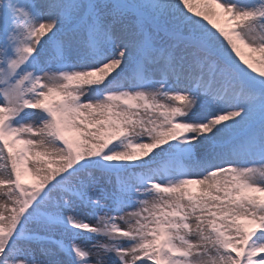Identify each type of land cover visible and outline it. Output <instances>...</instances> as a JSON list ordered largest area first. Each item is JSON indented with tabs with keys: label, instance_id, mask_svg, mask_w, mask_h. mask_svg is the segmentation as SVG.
Wrapping results in <instances>:
<instances>
[{
	"label": "snow or ice",
	"instance_id": "6c2138e0",
	"mask_svg": "<svg viewBox=\"0 0 264 264\" xmlns=\"http://www.w3.org/2000/svg\"><path fill=\"white\" fill-rule=\"evenodd\" d=\"M0 264H264V0H0Z\"/></svg>",
	"mask_w": 264,
	"mask_h": 264
},
{
	"label": "rangeland",
	"instance_id": "374dc122",
	"mask_svg": "<svg viewBox=\"0 0 264 264\" xmlns=\"http://www.w3.org/2000/svg\"><path fill=\"white\" fill-rule=\"evenodd\" d=\"M26 180H31V177L30 176L26 177Z\"/></svg>",
	"mask_w": 264,
	"mask_h": 264
}]
</instances>
